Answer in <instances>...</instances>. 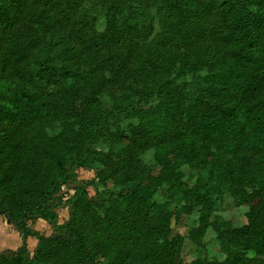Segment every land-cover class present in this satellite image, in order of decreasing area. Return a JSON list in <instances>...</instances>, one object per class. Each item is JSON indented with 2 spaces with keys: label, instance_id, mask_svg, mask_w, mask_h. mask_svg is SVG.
I'll return each instance as SVG.
<instances>
[{
  "label": "trees",
  "instance_id": "1",
  "mask_svg": "<svg viewBox=\"0 0 264 264\" xmlns=\"http://www.w3.org/2000/svg\"><path fill=\"white\" fill-rule=\"evenodd\" d=\"M0 216L14 264H264V0H0Z\"/></svg>",
  "mask_w": 264,
  "mask_h": 264
},
{
  "label": "rangeland",
  "instance_id": "2",
  "mask_svg": "<svg viewBox=\"0 0 264 264\" xmlns=\"http://www.w3.org/2000/svg\"><path fill=\"white\" fill-rule=\"evenodd\" d=\"M141 158L146 162L151 169V175L156 177L159 173L160 168L155 166L153 163L152 153L150 151H145L141 154ZM95 176L94 170H77L74 173V180L63 185L58 193L52 198L56 203L59 199L66 201L73 194V189L82 181H88L93 179ZM194 181V178L191 179V183ZM160 201L162 196L159 194L156 196ZM88 200L95 201L94 192L92 189H88ZM70 209L68 206L63 208H58L55 210L57 214V223L65 224L69 219ZM246 212L245 207H236L233 205L232 201L227 199L222 209L219 211V214L225 219L231 221L234 225H242L246 222L244 218V213ZM197 218V213H193L191 217H181L179 227H173L174 232L183 234L185 232L184 226L189 225L192 219ZM12 230V229H11ZM10 230V232H11ZM26 230H35L39 234L45 237V245L52 246L54 243L55 234L52 231V228L45 222L40 220H30L26 223ZM12 238L9 240L3 234L0 235V248L2 247H15L20 243L19 235L14 232V235H11ZM38 241L36 238L27 239V257L31 259L37 249ZM224 247L216 241L214 234L211 231H208L201 247H196L194 244L189 241H185L182 246V258L185 263H190L192 260L199 258L207 262H212L215 259H221L224 252ZM15 249H8L0 253V264H14L15 259Z\"/></svg>",
  "mask_w": 264,
  "mask_h": 264
},
{
  "label": "crops",
  "instance_id": "3",
  "mask_svg": "<svg viewBox=\"0 0 264 264\" xmlns=\"http://www.w3.org/2000/svg\"><path fill=\"white\" fill-rule=\"evenodd\" d=\"M41 221V220H40ZM12 229V230H11ZM10 230H11V232H10ZM14 232H16L15 231V229L11 226V225H9L8 223H7V220H6V218L5 217H3V216H0V235H4V236H6L9 240H11V238H12V236L11 235H14ZM17 233V232H16ZM18 234V233H17ZM19 235V234H18ZM19 238H20V243L17 245V246H15L14 248L13 247H2V248H0V253H2V252H4L5 250H10L11 248L12 249H15V250H17L18 248H19V246H20V244H21V237L19 236Z\"/></svg>",
  "mask_w": 264,
  "mask_h": 264
}]
</instances>
